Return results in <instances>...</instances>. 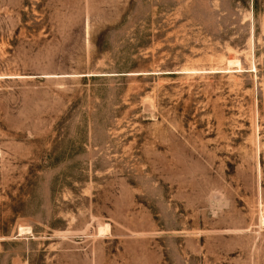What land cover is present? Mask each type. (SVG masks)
Here are the masks:
<instances>
[{
  "label": "rangeland",
  "instance_id": "1",
  "mask_svg": "<svg viewBox=\"0 0 264 264\" xmlns=\"http://www.w3.org/2000/svg\"><path fill=\"white\" fill-rule=\"evenodd\" d=\"M0 264H264V0H0Z\"/></svg>",
  "mask_w": 264,
  "mask_h": 264
}]
</instances>
